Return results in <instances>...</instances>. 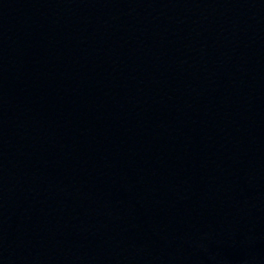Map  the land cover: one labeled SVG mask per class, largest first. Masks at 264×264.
Returning a JSON list of instances; mask_svg holds the SVG:
<instances>
[{
  "label": "water",
  "instance_id": "1",
  "mask_svg": "<svg viewBox=\"0 0 264 264\" xmlns=\"http://www.w3.org/2000/svg\"><path fill=\"white\" fill-rule=\"evenodd\" d=\"M0 264H264V0H0Z\"/></svg>",
  "mask_w": 264,
  "mask_h": 264
}]
</instances>
